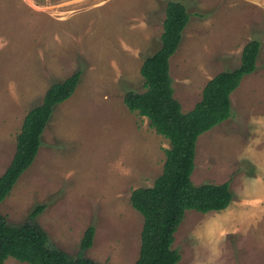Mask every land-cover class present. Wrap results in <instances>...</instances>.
Segmentation results:
<instances>
[{
	"label": "rangeland",
	"instance_id": "rangeland-1",
	"mask_svg": "<svg viewBox=\"0 0 264 264\" xmlns=\"http://www.w3.org/2000/svg\"><path fill=\"white\" fill-rule=\"evenodd\" d=\"M168 2L189 14L169 58L173 96L186 113L204 85L260 42L256 68L230 95L231 116L196 141L194 185L228 182L229 206L185 211L171 246L177 264H264V0H0V176L25 115L49 86L80 70L72 96L56 105L32 164L0 202L18 226L35 222L48 246L99 264H134L142 216L130 194L153 185L169 141L123 103L144 92L139 68L160 47ZM197 14L202 17L197 16ZM3 264H28L8 257Z\"/></svg>",
	"mask_w": 264,
	"mask_h": 264
},
{
	"label": "trees",
	"instance_id": "trees-1",
	"mask_svg": "<svg viewBox=\"0 0 264 264\" xmlns=\"http://www.w3.org/2000/svg\"><path fill=\"white\" fill-rule=\"evenodd\" d=\"M164 15L160 47L146 57L139 68L145 90L141 93L127 91L123 97L126 108L146 117L155 133L170 144L164 151L162 172L153 185L136 188L130 194L132 208L143 218L139 255L134 264H177L180 255L171 246L185 211L219 212L229 206L232 193L228 182L193 184L191 174L196 141L204 132L231 116L230 95L256 68L260 47L257 39L247 42L242 48L239 65L213 76L204 85L200 101L192 110L183 113L173 96L169 58L181 41L189 14L183 4L168 2ZM80 76L78 70L63 81L53 82L41 103L23 118L14 155L0 176V202L34 161L53 108L72 96ZM42 209V205L37 206L30 218L18 226L8 224L0 215V264L8 257L28 264H99L82 256V252L92 245V226L84 231L76 257L50 248L47 235L35 222Z\"/></svg>",
	"mask_w": 264,
	"mask_h": 264
}]
</instances>
